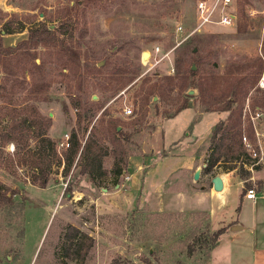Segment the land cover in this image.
Listing matches in <instances>:
<instances>
[{"label":"rangeland","instance_id":"obj_1","mask_svg":"<svg viewBox=\"0 0 264 264\" xmlns=\"http://www.w3.org/2000/svg\"><path fill=\"white\" fill-rule=\"evenodd\" d=\"M235 1L237 27L195 31L197 0H0V27L20 30L4 36L6 47L27 39L40 22L59 37L49 46L18 50L13 74L0 65V107L36 106L52 119L48 134L61 150L73 131L82 142L93 136L108 148L103 162L109 171L91 180L79 166L67 176L54 167L47 186L38 187L0 166V182L12 188L13 198L0 197V264H212L218 230L202 215L149 212L132 175L143 181L150 154L145 147L161 139L164 119L184 124L196 111L195 117L212 112L204 124L224 112L225 120L229 111L214 109L237 77L260 74L245 100L243 141L258 153L261 168L244 166L242 160L253 162L246 157L223 166L247 179L246 191L263 187L264 0ZM184 101L188 107L176 113ZM130 107L133 113L125 114ZM115 134L125 149L121 165L127 163L119 177L111 174ZM211 143L205 144L206 159ZM224 169L207 173L203 167L200 173L210 177ZM233 192L239 196L237 186ZM69 224L95 238L84 260L63 254Z\"/></svg>","mask_w":264,"mask_h":264},{"label":"trees","instance_id":"obj_2","mask_svg":"<svg viewBox=\"0 0 264 264\" xmlns=\"http://www.w3.org/2000/svg\"><path fill=\"white\" fill-rule=\"evenodd\" d=\"M20 32L9 27L4 23L0 27V65L3 66V72L13 74L12 59L14 55L23 47L28 45H44L54 44L59 37L56 36V30L50 29L44 22H40L29 29V37L20 41L16 46L4 45V36ZM24 54H30L28 51ZM33 56L36 53H32ZM35 58V57H34ZM260 67H263L261 63ZM170 79H175L173 76ZM258 77L254 80L246 78L245 75L237 77V82L232 86L230 92L227 93V99L217 109L220 111H229L225 120L218 122L212 132L210 154L206 161L205 171L211 173L215 168L224 167L223 172H230L235 167H225L224 164L231 163L235 160H241L246 157L253 162L247 163L242 160V164L253 165L257 158L252 157V149L243 141V109L245 108V100L250 89L255 86ZM149 100H144L147 105ZM188 107L187 101L177 109L176 113ZM0 111L4 112L0 117V166H3L10 174L14 176L24 175L33 185L38 187H46L53 173L54 167H62V174L69 175L72 170L79 166L81 172L90 176L91 180L107 175L109 171L104 167L103 159L108 154L103 144L99 143L93 136L87 137L82 142L76 131H73L68 146L61 150L57 140L48 134L49 128L52 126V119L43 115L36 106L8 107L3 105ZM5 116L7 119H5ZM117 134L121 130H117ZM113 153L115 155L114 165L111 174L119 177L127 166L121 165L124 157L125 149L122 141L115 134L112 139ZM13 144V150H8V146ZM120 151V152H119ZM121 154L119 155L118 154ZM249 160V161H250ZM26 167L24 172L21 168ZM257 164L253 165V169H260ZM214 173V175H216ZM264 185V182L262 183ZM247 185V184H246ZM246 185L244 193L246 192ZM0 190H3L5 200L12 202V188L3 182H0ZM12 194V193H11ZM219 230L217 237L221 234ZM65 243L63 254L75 260L85 259L93 247L95 246V238L82 231L80 228L69 224L66 227ZM113 261L111 264H115Z\"/></svg>","mask_w":264,"mask_h":264},{"label":"crops","instance_id":"obj_3","mask_svg":"<svg viewBox=\"0 0 264 264\" xmlns=\"http://www.w3.org/2000/svg\"><path fill=\"white\" fill-rule=\"evenodd\" d=\"M210 113L195 117L194 111L184 124L174 117L164 119L159 124L161 139L145 147L150 154L144 179L138 181L132 175L137 179L132 187L144 190L142 203L153 214L202 215L212 230H222L212 252V264H264V185L255 199H248L244 193L247 179H238L233 171L216 174L222 176V190L214 188L216 175L209 177L201 171L199 179L195 178L207 161L205 144L215 124L226 115L219 113L204 124ZM140 168L143 170V165ZM235 186L238 197L233 192Z\"/></svg>","mask_w":264,"mask_h":264},{"label":"built area","instance_id":"obj_4","mask_svg":"<svg viewBox=\"0 0 264 264\" xmlns=\"http://www.w3.org/2000/svg\"><path fill=\"white\" fill-rule=\"evenodd\" d=\"M217 25L229 28H235L238 25V11L235 0H197L195 5V31H202L208 26ZM183 26H178V32L183 33ZM160 46H157L156 53L160 52ZM262 78L261 83L263 84ZM124 113L130 115L133 108H124ZM244 140L247 138L244 136ZM67 145H69L67 143ZM251 147L250 144H247ZM258 157V153L254 150L252 157ZM258 160V159H257ZM257 163V162H256ZM255 164V163H254ZM253 164V165H254ZM206 166V164H205ZM245 196L248 199H255L257 191L255 188L247 189Z\"/></svg>","mask_w":264,"mask_h":264},{"label":"water","instance_id":"obj_5","mask_svg":"<svg viewBox=\"0 0 264 264\" xmlns=\"http://www.w3.org/2000/svg\"><path fill=\"white\" fill-rule=\"evenodd\" d=\"M149 53H146L148 55ZM200 177V170L195 173V178L199 179ZM212 182L214 184V188L216 190H222L224 187L223 179L221 175H216L213 177Z\"/></svg>","mask_w":264,"mask_h":264}]
</instances>
